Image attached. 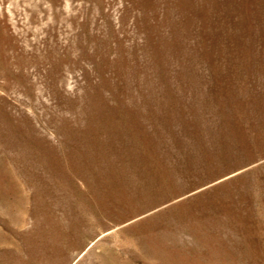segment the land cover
<instances>
[{
	"label": "rangeland",
	"instance_id": "1",
	"mask_svg": "<svg viewBox=\"0 0 264 264\" xmlns=\"http://www.w3.org/2000/svg\"><path fill=\"white\" fill-rule=\"evenodd\" d=\"M0 264H264V0H0Z\"/></svg>",
	"mask_w": 264,
	"mask_h": 264
}]
</instances>
